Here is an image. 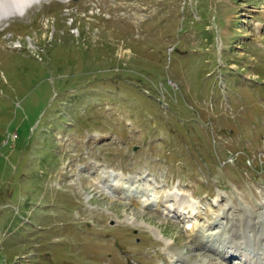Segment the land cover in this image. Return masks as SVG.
<instances>
[{
	"label": "rangeland",
	"instance_id": "obj_1",
	"mask_svg": "<svg viewBox=\"0 0 264 264\" xmlns=\"http://www.w3.org/2000/svg\"><path fill=\"white\" fill-rule=\"evenodd\" d=\"M230 208L249 259H226ZM207 262L264 264V0L52 1L0 28V264Z\"/></svg>",
	"mask_w": 264,
	"mask_h": 264
},
{
	"label": "bare ground",
	"instance_id": "obj_2",
	"mask_svg": "<svg viewBox=\"0 0 264 264\" xmlns=\"http://www.w3.org/2000/svg\"><path fill=\"white\" fill-rule=\"evenodd\" d=\"M52 1H60L64 3L69 0H43L42 4L52 2ZM0 28H3V27H0ZM16 47H19V46H16ZM145 182L149 183V181L148 182L145 181ZM97 184H99V186L103 184L104 186H106V188L110 192L114 194L118 193L119 196L132 201L134 204H136L139 207H143L144 205H150V207L153 208V211L155 210V207H158L159 205H161L162 208L164 207V209L167 210L166 203H168L172 199L171 194H165V195H161L160 197H158L157 194H155V190H156L155 188H158V187H155L154 189L151 188V186L149 185L148 187L147 186L145 187V183H143L142 180L136 179L131 175L125 176L123 173H116V175L114 176L111 174V172L103 173V175H100L97 178ZM175 199L177 200V203L175 202V204H177L176 209L184 208V207H192L191 205L192 201L190 200L189 196H182V197L176 196ZM160 211H163V210L160 209ZM244 213H243V210H232V208L225 210L222 213L221 218L222 219L225 218L227 220L224 231L227 232L226 234H229V235L232 234L234 237L232 239L233 242L230 243L231 246L229 247L230 250L232 251V256L229 258H226L227 260L235 259L234 257H236L237 255H240V257H243L244 260H246V258L248 259L250 258L251 254L248 253L247 251H244L247 245L242 241V239L244 238L242 237L243 236L242 232L244 231L245 233L247 231V228L249 227L251 228V225L249 223L244 224L243 222L246 221L245 220L246 218H247V222L248 221L251 222L252 217L250 218ZM126 216L128 218H131L129 220H132V222L136 221L135 220L136 218L134 219L133 216H129L127 214ZM244 216H246L245 219H244ZM142 223L145 224L144 222ZM199 224L201 226L196 227V229H193V231H197L198 238H201L204 236L203 231H206V226L201 224L200 222ZM151 228H152L151 231H159L158 228L156 227H151ZM252 233L254 234L253 237L257 238L259 236V234L256 233L254 229H252ZM254 258H256L255 255H254ZM251 261H252V258H251ZM206 264H213V263L207 262Z\"/></svg>",
	"mask_w": 264,
	"mask_h": 264
},
{
	"label": "clouds",
	"instance_id": "obj_3",
	"mask_svg": "<svg viewBox=\"0 0 264 264\" xmlns=\"http://www.w3.org/2000/svg\"><path fill=\"white\" fill-rule=\"evenodd\" d=\"M43 0H0V27H6L16 18L26 17Z\"/></svg>",
	"mask_w": 264,
	"mask_h": 264
}]
</instances>
